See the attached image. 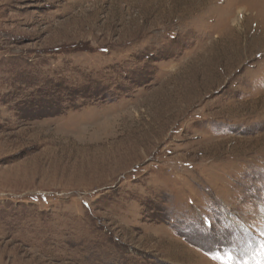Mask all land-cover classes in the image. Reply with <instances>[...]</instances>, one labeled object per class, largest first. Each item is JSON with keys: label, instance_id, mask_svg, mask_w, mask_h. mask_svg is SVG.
<instances>
[{"label": "rangeland", "instance_id": "374dc122", "mask_svg": "<svg viewBox=\"0 0 264 264\" xmlns=\"http://www.w3.org/2000/svg\"><path fill=\"white\" fill-rule=\"evenodd\" d=\"M0 264H264V0H0Z\"/></svg>", "mask_w": 264, "mask_h": 264}]
</instances>
